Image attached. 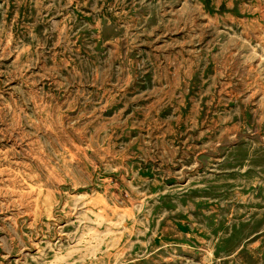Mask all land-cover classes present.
Returning a JSON list of instances; mask_svg holds the SVG:
<instances>
[{
	"label": "rangeland",
	"instance_id": "374dc122",
	"mask_svg": "<svg viewBox=\"0 0 264 264\" xmlns=\"http://www.w3.org/2000/svg\"><path fill=\"white\" fill-rule=\"evenodd\" d=\"M0 264H264V0H0Z\"/></svg>",
	"mask_w": 264,
	"mask_h": 264
}]
</instances>
